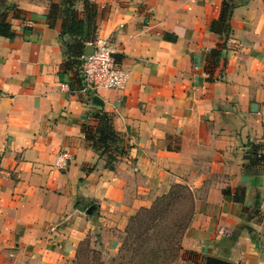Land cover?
<instances>
[{
  "label": "crops",
  "instance_id": "obj_1",
  "mask_svg": "<svg viewBox=\"0 0 264 264\" xmlns=\"http://www.w3.org/2000/svg\"><path fill=\"white\" fill-rule=\"evenodd\" d=\"M0 4L13 33L0 37V264L116 249L130 218L176 185L192 198L183 250L264 264V162H253L264 157V0ZM70 17L78 34L61 32ZM87 31L126 72L122 90L80 92L77 70L60 71L64 45ZM101 114L116 139L94 150Z\"/></svg>",
  "mask_w": 264,
  "mask_h": 264
},
{
  "label": "rangeland",
  "instance_id": "obj_2",
  "mask_svg": "<svg viewBox=\"0 0 264 264\" xmlns=\"http://www.w3.org/2000/svg\"><path fill=\"white\" fill-rule=\"evenodd\" d=\"M172 188L164 193L170 192L166 205L161 204L163 201L158 204L153 223H150L147 216L138 210L133 215V217L138 215L135 223L132 225L128 223L126 233L117 235L119 245L116 249L108 247L98 249L93 245L91 247L85 245L80 248L81 251L75 257L73 264H154L161 258L154 255L146 260L144 257L159 247L170 252L165 254L167 258L162 261L163 264H205L204 256L194 251L183 250L181 247V239L193 211L192 198L189 191H176ZM164 194L156 197L149 207ZM142 234H147L150 239L143 237ZM143 244H147L143 253L148 252L142 255L140 252L144 248Z\"/></svg>",
  "mask_w": 264,
  "mask_h": 264
},
{
  "label": "trees",
  "instance_id": "obj_3",
  "mask_svg": "<svg viewBox=\"0 0 264 264\" xmlns=\"http://www.w3.org/2000/svg\"><path fill=\"white\" fill-rule=\"evenodd\" d=\"M8 10H10L12 13V16H16L15 15V10L13 9V7H8ZM224 9H221L220 14H219V18H218V22H223L224 19ZM80 27V23L78 21L73 20L72 17L69 18V21L63 22L61 25V32H66L68 34H74L77 33ZM0 37H4V38H12L13 37V33L11 31L10 25L7 21L6 18V14L3 12V9L1 8V4H0ZM93 33L91 31H87L84 36H83V40L82 42H77L74 43L73 45H64V49H65V53H64V58L63 61L60 65V71L64 72V73H72L75 75L77 67L79 65V58L83 53V50L85 48V42H93ZM86 136V135H85ZM88 137V136H87ZM88 139L91 141V146L94 150H98V149H102L104 150L106 148V143H112L115 141L116 136L115 134L111 131V129L109 128V126L106 123V117L104 114L100 115V122H99V126L96 128V130L94 131V133L88 137ZM252 153H254V157H255V152L252 151ZM253 162H256L257 164H261L264 162V157L263 156H259L258 158H255L253 160ZM173 190H186L184 187L176 185L173 186L172 188ZM187 191V190H186ZM223 194H229L228 190H223ZM168 198H170V192L161 196L160 198H158L151 207H149L148 209H140V211L147 216L148 221H150V223H153V219L155 216V213L157 211V206L159 203L166 205V200H168ZM231 200L235 203H241L242 200V190L240 188H236L234 190V192L231 194ZM256 212V209L252 210L250 208H243L242 209V213H243V218L245 219L244 221H247L248 219H252L254 213ZM137 216L131 217V219L128 221V223H130L131 225L133 223H135ZM127 223V225H128ZM127 227L125 228V230H127ZM152 228V227H151ZM239 229H246L247 233L249 234V240L251 241V243H253V245H255V248H258V246H256L258 244V239H256V237L253 235H251V230L249 228H247L244 224H239ZM147 231V228H145ZM124 230V234L126 233ZM143 237L145 236V238L150 239V237L147 234H142ZM139 237H141V235H139ZM138 237V238H139ZM234 238H232L234 241L235 238L237 237L236 234L233 235ZM144 241H149L144 239ZM158 244V243H157ZM156 244V246H157ZM142 247H144L141 250V254H145L143 253L146 250L147 244H143ZM158 247V246H157ZM130 249V248H129ZM161 249V250H159ZM170 252H168V250L163 249L162 247L157 248L156 251H153V253H150L149 255H146L144 258L146 260H149V256L153 257L154 255L157 258H161V260L155 262L154 264H163V260H165L167 258V256H165V254H169ZM163 255V256H162Z\"/></svg>",
  "mask_w": 264,
  "mask_h": 264
},
{
  "label": "built area",
  "instance_id": "obj_4",
  "mask_svg": "<svg viewBox=\"0 0 264 264\" xmlns=\"http://www.w3.org/2000/svg\"><path fill=\"white\" fill-rule=\"evenodd\" d=\"M86 47L91 48V51L87 54L82 53L77 67L79 91L91 94L97 89L122 90L127 74L116 65L107 42L103 40L89 42ZM63 88L65 85H61V89ZM259 156L260 154L256 155L257 158ZM68 159L66 153H60L52 165L56 169H63Z\"/></svg>",
  "mask_w": 264,
  "mask_h": 264
},
{
  "label": "water",
  "instance_id": "obj_5",
  "mask_svg": "<svg viewBox=\"0 0 264 264\" xmlns=\"http://www.w3.org/2000/svg\"><path fill=\"white\" fill-rule=\"evenodd\" d=\"M91 51V48H85L84 50V54H87ZM92 208H88V210L86 211V214H89V211L91 210ZM205 264H231L230 262H227L225 260H221V259H217V258H214V257H208L206 258V262Z\"/></svg>",
  "mask_w": 264,
  "mask_h": 264
}]
</instances>
